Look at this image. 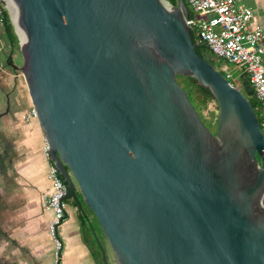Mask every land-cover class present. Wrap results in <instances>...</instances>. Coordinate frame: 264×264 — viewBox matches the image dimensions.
Wrapping results in <instances>:
<instances>
[{"label":"water","instance_id":"95a60500","mask_svg":"<svg viewBox=\"0 0 264 264\" xmlns=\"http://www.w3.org/2000/svg\"><path fill=\"white\" fill-rule=\"evenodd\" d=\"M11 1L21 54L12 66L68 198L81 193L115 263L264 264L254 90L198 52L187 1ZM178 75L213 94L215 133Z\"/></svg>","mask_w":264,"mask_h":264},{"label":"crops","instance_id":"0c3cea01","mask_svg":"<svg viewBox=\"0 0 264 264\" xmlns=\"http://www.w3.org/2000/svg\"><path fill=\"white\" fill-rule=\"evenodd\" d=\"M239 1L253 9L252 25L264 30V0ZM3 30L8 41L7 30ZM19 55L14 57L16 64H21ZM26 93L21 104L11 105V115L4 123L12 165L0 169V264H54V246L48 234L52 212L43 205L51 191L42 150L45 136L36 118H24L32 108L27 88ZM94 218L97 220L92 210L68 198L67 217L60 229L64 242L60 264H108L109 250L114 261L108 240Z\"/></svg>","mask_w":264,"mask_h":264},{"label":"built area","instance_id":"2783aa9c","mask_svg":"<svg viewBox=\"0 0 264 264\" xmlns=\"http://www.w3.org/2000/svg\"><path fill=\"white\" fill-rule=\"evenodd\" d=\"M199 15V19L187 18L190 28L195 30L196 43H205L210 51L225 64L233 63L244 70L260 106V125L264 131V30L253 26L254 11L239 0H186ZM168 2V1H167ZM171 6L172 4L168 2ZM8 11L15 26L13 10L9 4L0 2V30L4 28ZM191 12V11H190ZM223 73L229 80L232 73L225 65ZM32 107L24 118H36ZM43 154L47 160V175L51 191L44 197L43 205L52 212L48 234L55 249V263L60 264L64 242L59 229L67 217L69 188L59 168L51 159L49 145L44 137Z\"/></svg>","mask_w":264,"mask_h":264},{"label":"flooded vegetation","instance_id":"af4514ba","mask_svg":"<svg viewBox=\"0 0 264 264\" xmlns=\"http://www.w3.org/2000/svg\"><path fill=\"white\" fill-rule=\"evenodd\" d=\"M1 33H5V31L0 32V169L6 170L12 165V157L4 123L8 115H11V105L21 104L22 102L19 101L23 98V95L24 98L27 95L23 78L17 74L19 72L12 66L16 64L14 57L16 54H20V51L11 46L9 47L7 38ZM19 56L21 57V54ZM11 57L13 60H11Z\"/></svg>","mask_w":264,"mask_h":264},{"label":"trees","instance_id":"16d2710c","mask_svg":"<svg viewBox=\"0 0 264 264\" xmlns=\"http://www.w3.org/2000/svg\"><path fill=\"white\" fill-rule=\"evenodd\" d=\"M168 1L171 4H176V0H168ZM190 17H194L193 12H190ZM4 20H5L4 27L7 30L6 32L8 34V38H9V40H8L9 45L18 51L20 49L19 38H18L17 34L14 32L15 28L13 26V23H12V20H11V17L9 15L8 11L5 13V19ZM192 33L194 36V41L196 42V35H195L194 29L192 30ZM197 50L200 54L206 55L208 52H210L212 58L215 56L210 51V49L208 48V46L205 43L197 44ZM11 60H13L12 57H11ZM213 63H214V60H213ZM244 77H246V74H244ZM177 79H178V81L181 80V82H183V84H182L179 81V83L188 91L189 97H190L193 104H194V102H196L197 105L200 107L199 104L204 105V104H208L211 100H215L211 91L209 89L201 86L196 78L191 77V76L178 75ZM250 101H251V99H250ZM251 102L255 108V104L253 103V101H251ZM259 119H260V117H259ZM217 122H218V119H217ZM74 198L77 200L80 207L86 206L87 208H89L86 205V203L84 202L83 196L81 195L80 192H77V195Z\"/></svg>","mask_w":264,"mask_h":264},{"label":"rangeland","instance_id":"374dc122","mask_svg":"<svg viewBox=\"0 0 264 264\" xmlns=\"http://www.w3.org/2000/svg\"><path fill=\"white\" fill-rule=\"evenodd\" d=\"M187 5L189 7V10L194 13V16L197 19H199L198 13L197 12H194V10H193V8H192V6L190 4L187 3ZM13 26H14V24H13ZM14 28H15V26H14ZM0 32H4L3 28L1 29ZM14 32L16 33V30L15 29H14ZM1 35L5 36V33H1ZM19 44H20V40H19ZM213 60H214L215 66L219 70H221V72H223V73H226L225 70H224V66L226 65L228 67V70L233 75V77L230 78V81L233 84H235L236 86H239V87L242 86L241 76L244 73V70L242 68H240L238 65L233 64V63H227V64H225L223 61H221L220 59H218L216 56L213 57ZM17 74H19V73H17ZM20 77L23 78V76H21V75H20ZM23 81L25 83L24 78H23ZM179 81L181 82V80H179ZM181 83L183 84V82H181ZM249 98L255 104V110H256L257 116L260 117L261 110L259 108L258 103L255 100L254 95L250 96ZM194 105L196 106L197 110L199 111V113H200L203 121L205 122V124L209 127V129L213 133H215L216 130H217V119H218V104H217L216 100H211L208 104H204V105L203 104H199L200 107L197 105L196 102H194ZM94 223H95L96 226H99L98 223H97V220L95 218H94ZM60 229H59V231H60ZM102 238H104V236ZM63 251H64V248L62 250V253H63ZM53 258H54V261H55L56 260V257H55V249L53 250ZM107 261H108L107 262L108 264H115L114 261H113V259H112V254H110V250H109V255L107 256ZM54 264H55V262H54Z\"/></svg>","mask_w":264,"mask_h":264},{"label":"bare ground","instance_id":"6f19581e","mask_svg":"<svg viewBox=\"0 0 264 264\" xmlns=\"http://www.w3.org/2000/svg\"><path fill=\"white\" fill-rule=\"evenodd\" d=\"M7 1L9 2V5L11 6V8L13 10V18L15 20V23L17 24V22H18L17 8H16V6L14 5V3L11 0H7ZM18 31H20V35L24 39L25 38L24 32L19 27H18Z\"/></svg>","mask_w":264,"mask_h":264}]
</instances>
